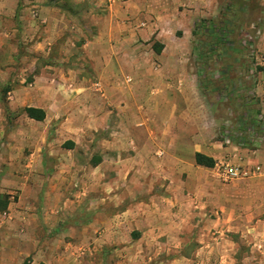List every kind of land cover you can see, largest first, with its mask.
Instances as JSON below:
<instances>
[{
  "label": "crops",
  "instance_id": "1",
  "mask_svg": "<svg viewBox=\"0 0 264 264\" xmlns=\"http://www.w3.org/2000/svg\"><path fill=\"white\" fill-rule=\"evenodd\" d=\"M216 10L218 0H0V61L34 58L18 70L22 85L6 102L0 98V107L21 106V128L48 127L31 136L44 142L34 140L24 167L50 172L45 192L43 175L35 173L38 180L23 176L16 186L19 204H32L33 212L7 214L10 197L0 195V219L14 218L20 229L21 221L31 222L28 233L56 237L31 242V264L190 261L180 254L194 248L191 237L201 234L198 220L212 201L186 196L180 178L200 168L196 153L217 161L232 150L203 133L212 121L199 116L195 69L183 64L194 56L195 21ZM40 59L50 63L39 68ZM9 68L0 62V92L14 82ZM26 108L43 110L45 120L28 118ZM53 123L58 128L49 137ZM249 217L233 210L225 224L220 217L209 223L258 240L260 226L248 225Z\"/></svg>",
  "mask_w": 264,
  "mask_h": 264
},
{
  "label": "rangeland",
  "instance_id": "2",
  "mask_svg": "<svg viewBox=\"0 0 264 264\" xmlns=\"http://www.w3.org/2000/svg\"><path fill=\"white\" fill-rule=\"evenodd\" d=\"M77 10H81V7ZM201 21H210L216 28L223 29L222 34L218 33L221 41L216 43L217 39L212 40L207 34L198 33L193 38L194 56L183 64L195 69L192 80L197 82L200 89L203 106L199 116L212 121V127H204L203 133L207 139L214 136V140L220 142L223 148L232 150L226 157L222 156L215 161L214 168L200 167L180 176V181H186V196L193 199L201 196L203 201L210 199L212 205L207 208L210 213L206 210L205 219L198 220L202 221V230L201 234L191 237L194 248L189 245L180 254L188 256L190 261L170 264H264V0H218V10L214 15L196 20L194 28ZM19 49L20 55L29 54ZM10 50L12 52V47ZM78 59L79 57L76 63L81 61ZM0 62L10 66L9 69L14 70L10 74L11 78L15 77L14 82H10L0 92L4 103L9 97L8 92L22 85L21 79L17 77L21 75L18 70L27 68L30 62H34V58L2 59ZM49 63L48 59H40L37 67ZM29 80L31 79L27 77L26 83ZM2 110L0 107V195L10 197L11 205L7 214L19 210L33 212L32 204H19L23 192L16 186L21 183V177L29 176L30 182L33 175L39 174L44 177L40 181L45 182L42 194L45 192L50 172L31 173L25 171L24 167L30 160L34 140L36 144L44 142L37 135L36 139L31 136L48 127L45 124L23 122L21 128V106L11 107L10 110L4 106V111ZM196 115L198 116L197 113ZM57 128L55 123L49 125V137H52ZM46 141L53 143L54 140L49 138ZM54 144L59 146L57 138ZM184 158L188 162L189 154L184 155ZM225 164L239 169L241 173L236 180L224 181ZM248 172L250 175H244ZM171 177L176 179L177 174L173 173ZM33 178L38 180L37 177ZM199 185H203L200 192ZM1 200L5 202V199ZM233 210L250 215L245 219L248 225L260 226L261 235L258 240L249 233L244 237L241 233H230L226 226H222V229L221 226L210 227L209 217L212 220L220 217L222 224H225L223 222ZM2 222L6 225L5 230L0 227V255L5 258L1 259L2 262L7 264L33 263L35 252L30 250L33 246L31 242L36 238V241L41 238L49 241L55 237L45 230V234L28 233L26 229L32 227L31 222L21 221V224H26L21 229L18 225L20 221L14 218L0 219V224ZM258 242H263V245L258 246ZM199 246L203 251L197 254L196 248Z\"/></svg>",
  "mask_w": 264,
  "mask_h": 264
},
{
  "label": "trees",
  "instance_id": "3",
  "mask_svg": "<svg viewBox=\"0 0 264 264\" xmlns=\"http://www.w3.org/2000/svg\"><path fill=\"white\" fill-rule=\"evenodd\" d=\"M222 32H223V29L216 28L212 22L201 21V22H199V24L196 25L193 35H194V37H196L198 33H200V34L204 33V34H207L212 40L217 39L218 42H216V43H219L221 41V38H220V36L218 37V33L222 34ZM154 49L156 52H160L161 46L156 44L154 46ZM24 113L27 115L28 118H30L34 121H37V122H43L46 118L45 112L41 109L26 108V109H24ZM195 162H196L197 166L207 168V169H212L216 165V162L214 159L209 158V157L202 155L200 153L195 154Z\"/></svg>",
  "mask_w": 264,
  "mask_h": 264
},
{
  "label": "built area",
  "instance_id": "4",
  "mask_svg": "<svg viewBox=\"0 0 264 264\" xmlns=\"http://www.w3.org/2000/svg\"><path fill=\"white\" fill-rule=\"evenodd\" d=\"M120 1H124V0H120ZM224 167H225V172L223 174V179L225 182L234 181L239 177L241 172L239 171L238 168H232L229 166V164H225ZM257 169H259V168H257ZM254 174H256V173H254ZM244 175H250V173L249 172L244 173Z\"/></svg>",
  "mask_w": 264,
  "mask_h": 264
}]
</instances>
